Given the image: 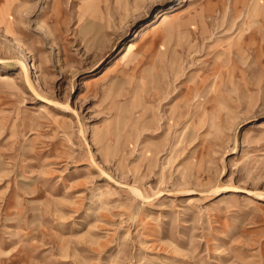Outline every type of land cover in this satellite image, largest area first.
<instances>
[{
    "label": "rangeland",
    "instance_id": "374dc122",
    "mask_svg": "<svg viewBox=\"0 0 264 264\" xmlns=\"http://www.w3.org/2000/svg\"><path fill=\"white\" fill-rule=\"evenodd\" d=\"M263 124L264 0H0V264H264Z\"/></svg>",
    "mask_w": 264,
    "mask_h": 264
},
{
    "label": "bare ground",
    "instance_id": "6f19581e",
    "mask_svg": "<svg viewBox=\"0 0 264 264\" xmlns=\"http://www.w3.org/2000/svg\"><path fill=\"white\" fill-rule=\"evenodd\" d=\"M163 12V11H162ZM165 12V11H164ZM161 13V12H160ZM169 20V18L166 16V15H164V13H163V16H162V19L160 20V22H159V24H157L154 28H158L160 25H163V24H165L167 21ZM148 23V22H147ZM127 46L125 47V49H126V52H125V54H124V56L127 54V53H129V51L132 49V48H134V46H135V43L134 42H128V44H126ZM120 55V54H119ZM123 56V57H124ZM25 73V72H24ZM26 76H28L27 75V73H26V75H25V77ZM28 78V77H27ZM27 78H26V80H27ZM28 83L31 85V83H30V81L28 80ZM32 87V86H31ZM54 103V102H53ZM55 103H57V102H55ZM44 111H46V109H45V107H41L40 108V112H44ZM264 125V124H263Z\"/></svg>",
    "mask_w": 264,
    "mask_h": 264
}]
</instances>
